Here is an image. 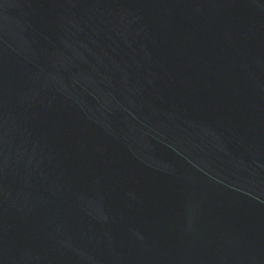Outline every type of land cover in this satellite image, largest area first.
Instances as JSON below:
<instances>
[{
  "label": "water",
  "instance_id": "95a60500",
  "mask_svg": "<svg viewBox=\"0 0 264 264\" xmlns=\"http://www.w3.org/2000/svg\"><path fill=\"white\" fill-rule=\"evenodd\" d=\"M0 264H264V22L0 0Z\"/></svg>",
  "mask_w": 264,
  "mask_h": 264
}]
</instances>
